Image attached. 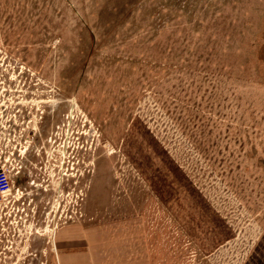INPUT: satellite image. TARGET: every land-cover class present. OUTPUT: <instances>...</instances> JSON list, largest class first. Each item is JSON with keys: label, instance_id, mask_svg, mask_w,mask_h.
<instances>
[{"label": "rangeland", "instance_id": "rangeland-1", "mask_svg": "<svg viewBox=\"0 0 264 264\" xmlns=\"http://www.w3.org/2000/svg\"><path fill=\"white\" fill-rule=\"evenodd\" d=\"M0 168V264H246L264 0H0Z\"/></svg>", "mask_w": 264, "mask_h": 264}, {"label": "crops", "instance_id": "crops-1", "mask_svg": "<svg viewBox=\"0 0 264 264\" xmlns=\"http://www.w3.org/2000/svg\"><path fill=\"white\" fill-rule=\"evenodd\" d=\"M63 234L65 235L63 239L60 235L55 242L56 259L53 264H113L103 260L100 255L94 256L96 253L89 249L90 246L78 245L75 236L69 233ZM246 264H264V238L253 258Z\"/></svg>", "mask_w": 264, "mask_h": 264}, {"label": "built area", "instance_id": "built-area-1", "mask_svg": "<svg viewBox=\"0 0 264 264\" xmlns=\"http://www.w3.org/2000/svg\"><path fill=\"white\" fill-rule=\"evenodd\" d=\"M11 190L12 183L9 173L5 169L0 168V200H3L2 198L8 195Z\"/></svg>", "mask_w": 264, "mask_h": 264}]
</instances>
